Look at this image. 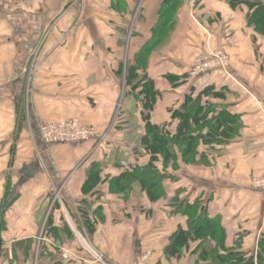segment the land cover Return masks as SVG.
<instances>
[{
  "label": "crops",
  "instance_id": "1",
  "mask_svg": "<svg viewBox=\"0 0 264 264\" xmlns=\"http://www.w3.org/2000/svg\"><path fill=\"white\" fill-rule=\"evenodd\" d=\"M117 1L0 0V203L5 196L14 199L6 212L0 264L30 259L37 264L35 243L48 218L43 243L54 260L43 258L40 264H94L75 233V225L84 226L82 206L90 238L114 263L131 262L153 248L152 264H194V255L178 261L166 252L172 234L188 229V217L170 206L176 197L190 204L199 201L210 218L220 220L226 246L257 262L259 252L264 257V191L250 183L264 175L263 36L248 25L244 4L181 0L170 37L152 52L146 69H138L155 92L149 121L174 132L179 120L172 110L188 96L197 98L214 87L201 102L226 105L240 116L242 126L229 143L201 145L200 162L179 158L177 167L170 163L164 168L159 157L156 165L166 178L164 195L154 200L137 185L116 190L113 181L151 158L142 140L147 123L142 86L128 85L126 72L152 40L165 0L137 5L121 0L123 11L113 7ZM217 49L232 56L230 72L191 78L195 60ZM31 83L32 96H27ZM23 93L27 99L20 122ZM70 118L96 127L104 139L43 144L39 123ZM26 166L34 176L22 183ZM62 182L66 190L53 202L52 191ZM27 241L32 249L25 257L18 249Z\"/></svg>",
  "mask_w": 264,
  "mask_h": 264
},
{
  "label": "trees",
  "instance_id": "2",
  "mask_svg": "<svg viewBox=\"0 0 264 264\" xmlns=\"http://www.w3.org/2000/svg\"><path fill=\"white\" fill-rule=\"evenodd\" d=\"M134 1L135 5L140 2V0ZM117 2L113 3V7L123 11V2L121 0ZM229 3L232 7L241 4L246 5L248 25L253 26L256 33L264 36V0H230ZM181 4V0L164 1L159 12L158 23L153 31L152 40L147 42L139 52L136 65H128L126 72V83L128 85H131L133 89L142 86L140 95L143 97L147 112L144 116L147 120L146 134L142 140L145 150L151 158L146 165L137 166L133 170L123 173L113 181V185L116 190L124 191L130 189L133 183H139L154 200L157 196L164 195L163 181L166 178L165 174L156 165L159 157L163 159L164 168H167L170 163L177 167L179 158L184 163L200 162L204 157L203 153L200 152L201 145L211 147L215 143H229L239 136L242 126L240 116L232 114L226 105L214 104L209 101H206L205 104L201 102L202 97L210 95L214 87H207L197 98L188 96L180 108L172 110V116L179 120L177 129L174 132L165 125H156L149 121V112L153 108L155 92L153 83L148 79L147 74L140 77L138 69L145 70L152 52L170 37L176 25L177 11ZM141 10L142 7L138 11V18ZM134 12L135 10L131 12V17ZM215 94L223 96L221 92ZM26 99V94L23 93L19 107L20 122L23 118ZM198 155L202 157L199 161L197 159ZM13 202L14 199L9 200L5 196L0 203V258L4 253L2 233L6 230V212ZM170 206L173 207L174 212L188 217V229L179 228L172 234L167 247L169 254L180 255L191 239H200V244L193 252L196 256L194 264H203L204 262L205 264H264V257L260 252L257 255V262H255L253 255L238 248L227 247L225 244L226 233L220 220L210 218L206 207L202 206L199 201L190 204L188 201L176 197L170 200ZM80 212L85 227L90 231V221L86 216L85 207L82 206ZM49 221L48 218L42 234L43 237L48 230L47 224L50 223ZM212 241L214 244L211 243ZM262 244L260 243V246ZM31 249L32 242L27 241L18 251H21L27 257ZM43 258L54 260L52 254L47 252V248L41 241L37 250V264H40V260ZM53 264H59V262L53 261Z\"/></svg>",
  "mask_w": 264,
  "mask_h": 264
},
{
  "label": "built area",
  "instance_id": "3",
  "mask_svg": "<svg viewBox=\"0 0 264 264\" xmlns=\"http://www.w3.org/2000/svg\"><path fill=\"white\" fill-rule=\"evenodd\" d=\"M232 60L230 55L222 49L211 51L205 55L199 56L193 63L190 70V77L196 78L215 70H221L225 73L230 72ZM27 92V96H28ZM39 133L43 144L50 146L53 143H71L81 144L86 140L93 141L98 139L101 141L104 136L97 132H89L79 127L78 120H64V121H49L39 123ZM251 186L255 190L264 191V176L254 177L251 180ZM65 184H60L55 188V193L59 196L64 188ZM97 260H101V257L97 253H93ZM139 264V263H131Z\"/></svg>",
  "mask_w": 264,
  "mask_h": 264
},
{
  "label": "rangeland",
  "instance_id": "4",
  "mask_svg": "<svg viewBox=\"0 0 264 264\" xmlns=\"http://www.w3.org/2000/svg\"><path fill=\"white\" fill-rule=\"evenodd\" d=\"M83 2L85 0H82ZM138 9H137V13H138ZM136 19V18H135ZM260 35V34H259ZM262 36V35H261ZM263 39H264V36H263ZM168 40V39H167ZM166 40V41H167ZM165 41V42H166ZM164 43V42H163ZM162 43V44H163ZM161 44V45H162ZM218 50V49H217ZM224 50L225 52H227L225 49H222ZM214 51V50H213ZM229 54V52H227ZM230 55V54H229ZM232 58V56L230 55V59ZM232 60V59H231ZM40 62L39 63H36L35 66H34V71H33V77L37 74V72L40 70ZM231 66H232V63H231ZM32 81V79H31ZM26 92H28V96H32V92H33V86H32V83L28 86H26ZM71 119H76L78 120V124H79V127L83 130H87L89 132H97L98 134H101L102 132L99 131L96 127L94 126H91V125H88L86 123H84L83 121H81L80 119H77V118H70V119H60V120H53V121H64V120H71ZM95 141H98V139H95L93 141H90V140H86L85 143H90V142H95ZM57 144H63V143H53L51 144L50 146H53V145H57ZM65 144H71V143H65ZM81 144H84V143H81ZM79 145V144H77ZM264 175H258V176H254V177H263ZM252 177V179L254 178ZM251 179V180H252ZM62 184H65L64 182H62ZM60 184H58L57 186L54 187V190L55 188L59 187ZM139 186L143 189V191H145V189L143 188L142 185H140L139 183H133L132 184V187L133 186ZM65 186L61 192V194L59 196L56 195L55 191H52V198H53V202L55 201H58L60 200L61 198V195L63 194V192H65ZM162 198V196H157L156 197V200L157 199H160ZM73 222V221H72ZM83 222V221H82ZM75 227V233L78 235L79 239L81 240L82 244L85 246V249L87 250L88 254L91 256V260L94 262V264H122V263H114L112 260H110L108 254L106 253V251L100 247V246H97L93 241L92 239L90 238V231L85 227V225L83 226V228H79L77 225L74 226ZM44 239L45 237L42 236H38V239L35 243V257L37 256V250L39 248V242H44ZM41 240V241H40ZM198 241H201L200 239L199 240H196V239H191L186 247V249L184 251L181 252L180 255H176V254H169V252H167L168 256L170 258H173V259H176L178 261H183L185 260V258L188 256V255H194V251L196 250L197 247H193V245L195 243H197ZM200 244V243H199ZM97 253L100 257H101V260H97V258L95 257V255L93 253ZM153 257H154V249L153 248H148L146 250H144L136 259H134L133 261L131 262H128V263H125V264H131V263H139V264H152L153 263ZM31 260V259H30ZM30 260L24 262V264H31L30 263ZM18 264V263H17Z\"/></svg>",
  "mask_w": 264,
  "mask_h": 264
},
{
  "label": "water",
  "instance_id": "5",
  "mask_svg": "<svg viewBox=\"0 0 264 264\" xmlns=\"http://www.w3.org/2000/svg\"><path fill=\"white\" fill-rule=\"evenodd\" d=\"M34 176V173L32 172V170L26 166L23 168L22 170V178H21V182H26L28 179L32 178Z\"/></svg>",
  "mask_w": 264,
  "mask_h": 264
}]
</instances>
